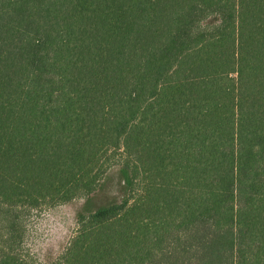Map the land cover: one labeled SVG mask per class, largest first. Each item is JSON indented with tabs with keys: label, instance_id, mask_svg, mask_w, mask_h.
<instances>
[{
	"label": "trees",
	"instance_id": "trees-1",
	"mask_svg": "<svg viewBox=\"0 0 264 264\" xmlns=\"http://www.w3.org/2000/svg\"><path fill=\"white\" fill-rule=\"evenodd\" d=\"M75 200L46 264H264V0H0V264Z\"/></svg>",
	"mask_w": 264,
	"mask_h": 264
},
{
	"label": "rangeland",
	"instance_id": "rangeland-1",
	"mask_svg": "<svg viewBox=\"0 0 264 264\" xmlns=\"http://www.w3.org/2000/svg\"><path fill=\"white\" fill-rule=\"evenodd\" d=\"M82 200L30 211L25 221L22 255L33 264H46L61 254L76 230L75 213Z\"/></svg>",
	"mask_w": 264,
	"mask_h": 264
}]
</instances>
